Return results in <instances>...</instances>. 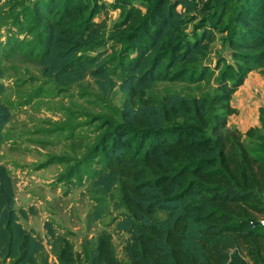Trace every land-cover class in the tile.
Returning <instances> with one entry per match:
<instances>
[{
  "label": "trees",
  "instance_id": "1",
  "mask_svg": "<svg viewBox=\"0 0 264 264\" xmlns=\"http://www.w3.org/2000/svg\"><path fill=\"white\" fill-rule=\"evenodd\" d=\"M84 1L31 0L47 30L39 45L21 52L59 84L91 74L103 92L118 85L125 94L118 122L92 152L99 161L87 180L96 192L119 195L116 229L126 234V261L116 255L109 231L81 254L46 221L53 264H264V107L259 124L245 132L226 126L237 112L234 92L252 69L264 72V0H239L232 12L229 0H218L214 14L191 33L185 25L208 0H114L120 20L112 25L97 14L104 2L91 0L86 13ZM217 31L227 33L222 39L236 66L221 73L213 96H149L160 79L203 77L210 66L202 57ZM106 41L122 46L117 81L102 59L107 48L85 55ZM4 89L0 82V145L12 117L1 100ZM19 214L27 217L15 207L12 176L0 162V260L39 264L44 246ZM92 216L99 219L102 209Z\"/></svg>",
  "mask_w": 264,
  "mask_h": 264
},
{
  "label": "rangeland",
  "instance_id": "2",
  "mask_svg": "<svg viewBox=\"0 0 264 264\" xmlns=\"http://www.w3.org/2000/svg\"><path fill=\"white\" fill-rule=\"evenodd\" d=\"M100 1L106 7L97 13L99 17L107 18L110 25L118 22L119 10L111 7L114 0ZM229 2L231 12L240 3L239 0ZM208 3L207 7L199 8L197 18L188 21L185 32L199 29L200 24L214 14L218 0H208ZM31 5L30 0H0V67L3 71L0 82L5 86L1 100L12 113L3 128L0 162L12 176L15 207L24 208L27 214V217L19 214V222L24 228L33 229L44 246L37 256L39 264L56 261L44 229L46 221L57 233L66 236L74 251L81 254L91 249L103 229L109 231L116 255L125 263L122 245L126 234L116 229L123 212L116 207L119 195L116 191L112 195L96 192L87 180L99 161L92 152L103 131L118 122L116 112L121 109L125 94L118 85L108 93L103 92L91 74L69 85L59 84L45 76L37 62L22 56V47L39 45L47 30L46 19L35 13ZM91 5V0L84 1V12L87 13ZM25 12L26 18L23 17ZM31 27H34L33 32ZM226 35L217 31L211 51L202 57L210 66L203 77L160 79L155 81L149 96L155 100L165 93L213 96L221 73L225 76L236 66L231 49L224 46L222 38ZM106 48L102 59L111 78L117 81L121 73V45L111 48V43L106 41L86 51L85 55L93 56ZM230 104L237 112L227 117L228 129L245 132L256 126L259 108L264 106V72L252 69L232 95ZM97 207L102 209V216L95 220L92 213ZM0 264L9 262L0 260Z\"/></svg>",
  "mask_w": 264,
  "mask_h": 264
},
{
  "label": "built area",
  "instance_id": "3",
  "mask_svg": "<svg viewBox=\"0 0 264 264\" xmlns=\"http://www.w3.org/2000/svg\"><path fill=\"white\" fill-rule=\"evenodd\" d=\"M259 223H260L261 225H264V218H260V219H259Z\"/></svg>",
  "mask_w": 264,
  "mask_h": 264
},
{
  "label": "crops",
  "instance_id": "4",
  "mask_svg": "<svg viewBox=\"0 0 264 264\" xmlns=\"http://www.w3.org/2000/svg\"><path fill=\"white\" fill-rule=\"evenodd\" d=\"M30 1H31V0H30ZM261 107H264V106H261ZM258 115H259V113H258ZM258 115H257V121H256V124H257V125L259 124Z\"/></svg>",
  "mask_w": 264,
  "mask_h": 264
}]
</instances>
